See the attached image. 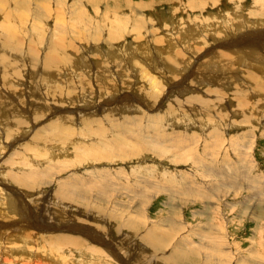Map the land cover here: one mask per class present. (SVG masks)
Segmentation results:
<instances>
[{
  "label": "rangeland",
  "instance_id": "374dc122",
  "mask_svg": "<svg viewBox=\"0 0 264 264\" xmlns=\"http://www.w3.org/2000/svg\"><path fill=\"white\" fill-rule=\"evenodd\" d=\"M46 6L50 16L35 23L31 3V19L23 24L26 30L45 27L48 37L26 33L22 38V48L31 53L20 51L26 61L19 67L18 84L0 74V108L15 115H7L10 127L24 120L22 131L9 141L0 134V264H176L168 259L176 252L191 264H264V118L256 120L247 99L241 105L248 117L234 109L242 96L237 91L251 89V73L259 77L252 86L263 85L258 93L264 89V74L253 67L264 68V0H46ZM81 8L85 16L79 15ZM19 19L15 22H23ZM111 22L121 26L120 38L109 40L113 43L108 41V32L115 31ZM63 28L65 41L77 43L72 71L78 70L73 74L69 65L68 77L61 80V72L52 84L64 94L55 93L52 110L58 112L34 121L32 111L44 106L40 95L47 87L39 84L31 54H38L35 63H40L43 44L57 40L53 33ZM72 31H83L84 40ZM191 42L195 48L188 47ZM222 54L227 56L222 61L241 56L242 64L234 59L235 65L224 67ZM172 55H179L184 66L192 57L184 84V67L173 66L181 74L167 81L162 75L168 70L165 58ZM152 62L156 69L149 68ZM143 69L165 82L159 83L160 100L142 98ZM208 73L216 84L199 85ZM77 77L88 88L74 90L70 100L64 82ZM219 87L224 92L216 102L208 91ZM252 92L249 96L258 98ZM194 95L220 110L226 124L214 119L225 127L218 130L205 113L194 112L204 106L193 103L188 111L180 104ZM260 106L264 113V103ZM85 109L89 123L79 125L75 113ZM64 116L72 118V143L49 144L48 124ZM190 120L196 124L187 125ZM88 129L95 139L87 138ZM88 143L95 149L85 155ZM33 226L40 229L36 238ZM150 238L162 249L153 247Z\"/></svg>",
  "mask_w": 264,
  "mask_h": 264
},
{
  "label": "bare ground",
  "instance_id": "6f19581e",
  "mask_svg": "<svg viewBox=\"0 0 264 264\" xmlns=\"http://www.w3.org/2000/svg\"><path fill=\"white\" fill-rule=\"evenodd\" d=\"M122 1V0H121ZM34 2V10H33V12H32V10H31V12H32V16H33V19H32V21L33 22H35V23H38V22H40V19H42L43 17L44 18H46V17H49L50 15H48V14H50V13H48V10L50 9H48L47 8V6H46V0H0V74H1V72H3L7 77H9V79L11 78V79H13V81L12 82H16L17 83V79H18V77H19V67L21 66V64L23 63V62H25L26 61V57L24 56V54H22V52H20V51H23L24 49L22 48V38H24V35L27 33H31L32 34V38H34V39H39L40 38V36L42 37V36H44V38H47V37H45V35H47L48 33H47V30H45L46 28L45 27H40L39 28V30H31V29H29V30H26L24 27H23V24L25 25V23H26V21H28V19L30 18L29 16H30V14H29V12H30V7H31V3H33ZM51 2V1H50ZM49 4V3H48ZM94 4H96L95 2H94ZM122 4V3H121ZM127 4H129V3H127ZM126 5V4H125ZM33 7V6H32ZM31 7V8H32ZM133 8V6H132V4H130V5H127V9L128 10H130V9H132ZM144 8V7H143ZM15 9V10H14ZM118 9H120V8H118V7H116V9L115 10H118ZM248 10V9H247ZM39 11H41V13H39ZM130 12H132V10L130 11ZM48 13V14H47ZM87 13L85 12V10H84V8L82 9L81 8V10H79V15L80 16H85ZM107 14H109V13H107ZM135 14H136V12H135ZM261 14H263L264 15V11H262V13ZM141 15V14H140ZM115 16V15H114ZM23 18V22H19V18ZM29 17V18H28ZM56 18V17H55ZM17 19H19L18 20V22L16 21L15 22V20H17ZM31 19V18H30ZM51 19V18H50ZM22 20V19H21ZM115 20V19H114ZM113 20V21H114ZM30 21V20H29ZM139 21L140 20H138L137 22L136 21H134V22H136L137 24L139 23ZM57 23H59L58 21H57ZM117 24H115L114 22H111V26L112 25H114L115 26V31H113V32H108V35L110 36V38L107 36L106 38L108 39V41L109 40H113L112 38L113 37H116L115 39L116 40H118L119 38H120V33L118 32V30H121V26H120V24H118L119 22H116ZM15 24H16V26H15ZM136 25V24H135ZM34 26V25H33ZM38 26V25H37ZM43 26V25H42ZM124 26V25H123ZM150 26H151V24H150ZM35 27V26H34ZM36 28V27H35ZM140 28H142L141 26H140ZM125 29V28H124ZM31 30V31H30ZM126 30V29H125ZM134 30V28H132L131 29V31H130V33L128 34V35H130L131 33H132V31ZM155 30V29H154ZM153 30V31H154ZM123 31V30H122ZM148 31V30H147ZM124 32H126V31H124ZM128 32H129V30H128ZM71 33H74V35L75 36H77V37H79L82 41L84 40V32L83 31H75V32H71ZM118 33V34H117ZM122 33V32H121ZM174 33V32H173ZM183 33V32H182ZM184 33H186V31H184ZM64 34H66V31L64 30V28L61 30V31H59V32H56V31H54V33H53V35H56L55 37H57L58 36V39L56 40V38L55 39H53V41L49 44V43H46V44H43V47H44V49L46 50V52H44L45 53V56H43V58H41V60H40V63H38V64H36L35 62H36V57H37V55L38 54H34V53H32L31 54V56H33L32 57V59H33V63H30V65H32V69L34 68V66L35 67H37V68H39L38 70H37V74L38 75H40L41 77L39 78V84H40V86H43V88L42 89H44L45 88V86L47 87V91L46 92H43L41 95H40V97H41V99H42V101H43V104H44V106L43 107H41V108H39V109H36V107L34 106V110L32 111V116H35V118L33 119L34 121H37L39 118H45V116L46 115H48V116H50L52 113H53V111L56 113V112H58L57 110H52V108H53V105H54V103H55V99L54 98H56L57 96H59V94H61L63 91L61 90V87H60V92H58L57 90H58V87H55V86H52V84H55L54 82L55 81H58L59 82V79H57V77L59 76V74L62 72V73H65V70L66 69H68L69 70V68H68V66L70 67V71L71 72H73V74H75L76 73V71L78 70V67H76V69H74L73 71H72V68H73V66L74 65H76V59H77V56L75 57V55H73L74 53V51L75 52H77L76 50L78 49V48H76V47H78V46H75V44H77L76 42H70V43H68V42H66L65 41V38H64ZM99 34V32L97 31L96 32V34H94V36H95V38L97 39V38H99L100 36L98 35ZM15 35L16 36H18L19 38L17 39V40H14V37H15ZM67 35V34H66ZM53 37V36H52ZM112 37V38H111ZM89 38H92L91 36L89 37ZM105 38V39H106ZM115 39H114V41H115ZM160 39V38H159ZM36 41V40H35ZM43 41V40H42ZM113 41V42H114ZM155 41H157L158 42V40L157 39H155ZM38 42V41H37ZM56 42H57V44H56ZM110 43H113L112 41H109ZM39 43H40V40H39ZM75 43V44H74ZM97 43V42H96ZM160 43V42H159ZM200 43V42H199ZM24 44V43H23ZM157 44V43H156ZM191 44L192 45H190V46H188V47H193V48H195L194 46L196 45V43H192L191 42ZM201 44V43H200ZM24 46V45H23ZM30 46V45H29ZM31 47V46H30ZM192 48V49H193ZM196 48H198V47H196ZM30 49V48H29ZM32 49V48H31ZM190 49V48H189ZM192 49H190V50H192ZM27 50V51H26ZM26 50H24V51H26V54H29V53H31V52H29L30 50H28V49H26ZM44 50V51H45ZM79 50V49H78ZM158 51H159V53H162L159 49H157ZM34 51V50H33ZM37 51V50H36ZM193 51V50H192ZM29 52V53H28ZM42 52V51H41ZM168 52V51H167ZM194 52H195V50H194ZM37 53V52H36ZM196 53V52H195ZM7 54H8V56H10V57H8L7 56ZM146 55L145 56H147L148 54L147 53H145ZM163 54V53H162ZM165 54V53H164ZM189 54V53H188ZM237 54V53H236ZM165 55H167V53L165 54ZM193 55V54H192ZM195 55V54H194ZM259 55V54H258ZM221 57H219L220 58V60H221V62L223 63V62H225L224 63V67H231V66H233V65H235L234 64V62L235 61H233L234 59H238V58H233L232 60H226V61H222V60H224V59H226V57L227 56H224V54H222V55H220ZM150 57V55H148V58ZM190 57V56H189ZM82 57H78V60L79 61H81V60H83V58L81 59ZM146 58V57H145ZM191 58L192 57H190V58H188L187 57V60H185L186 61V64H185V66L183 65L184 63H183V61L180 59V56L179 55H172L171 57H167V58H165V62H166V64L165 65H163L165 68H167L168 70L166 71V72H163V76H164V73H165V81H167L168 80V78H169V76H171V75H178V73L179 74H181L180 72H179V70H174V69H172V67L174 66V68L175 69H178V67H181V68H183V73L185 72H187L188 73V69H187V67H189V65H192L191 64ZM219 58H217V63L219 64ZM228 59H230V58H228ZM239 61H236L237 62V64H240L241 62H242V60H243V57L241 58V56L239 57V59H238ZM256 60H258V58H256L255 59V61ZM184 61V62H185ZM193 61H194V59H193ZM246 61V60H245ZM262 61V60H261ZM164 62V63H165ZM220 62V63H221ZM242 64V63H241ZM115 65V64H114ZM259 64H255L253 67H254V69H255V71H257L258 72V74H259V76H260V74L262 73V74H264V68L263 67H259L258 66ZM149 66V68H153V67H151V66H153V62L151 63V64H149L148 65ZM216 66V65H215ZM155 67V66H154ZM30 68V67H29ZM164 68V69H165ZM236 68V67H235ZM21 69V68H20ZM153 69H156V68H153ZM231 69V68H230ZM112 70V69H111ZM226 69L225 68H223V71H225ZM21 71V70H20ZM161 71V70H160ZM23 72V71H22ZM26 72V71H25ZM226 72V71H225ZM171 73H173V74H171ZM185 73L184 74H182L183 76V78H182V84H184L185 82H186V80H187V78L189 77V76H184L185 75ZM190 73H191V71H190ZM189 73V74H190ZM228 73H230V72H228ZM29 74V73H28ZM33 74V73H32ZM35 74V73H34ZM193 74H195L196 75V73L194 72ZM193 74H192V76H193ZM248 74V73H247ZM141 80H143V82H144V84H145V88H143L144 90H143V95H142V98H144V97H148L150 100H152V99H154V100H160L161 98V94H162V92H161V90L163 89L161 86H160V84L159 83H163L164 81H163V79H162V81L161 80H159L158 78H156V77H154V76H152V75H150L149 73L147 74L146 72H145V70L143 69V70H141ZM156 75V74H155ZM162 75H160L159 74V76L162 78ZM256 75V74H255ZM253 73H251L250 75H249V77H250V79L252 80L251 82H248L247 81V84L249 83L250 85H251V89H244V90H241V91H237V92H240L241 94H242V96L241 97H239V100H237L236 101V103H235V105H234V109L235 110H238V112H239V114H243V116H246V115H248V114H245L246 112H247V110H244V108H243V106L241 105V103H242V101H244V100H246L247 99V101L249 100V108L250 109H252V113L251 114H254V116L256 117V120L258 121V122H260L263 118H264V113L262 112V110L260 111H258V109H257V107L258 106H260L261 105V103H264V89H263V92L262 93H258L261 89H262V87H263V85H260V86H255L256 88H258V89H256V88H254L252 85H253V83L255 82L256 83V81H258V76L256 75L255 76ZM60 76H61V74H60ZM191 76V77H192ZM222 76V75H221ZM220 76V77H221ZM248 76V75H247ZM7 77H6V79H7ZM68 77V75H67V72L65 73V75H62L61 76V80H63V79H65V78H67ZM83 77V76H82ZM224 77V76H223ZM228 77H231L230 76V74H229V76ZM228 77H226V79L228 78ZM2 78V77H1ZM17 78V79H16ZM84 78V77H83ZM83 78H80V77H77V81L75 82V81H73V80H69V81H65L64 82V84H65V86H66V91L64 92L66 95L65 96H67V97H69L70 95H71V93L74 91V90H76V89H87L88 88V82L87 81H85ZM160 78V79H161ZM235 78V77H234ZM3 79V78H2ZM5 79V78H4ZM10 79V80H11ZM75 79V78H74ZM241 79H243V78H241ZM199 81H200V83H199V85H202V84H207V86L208 85H211V84H216V79L215 78H213L212 76H210L209 75V73L207 74V75H205V79H199ZM232 81H233V79H232ZM6 82V81H5ZM21 82V81H20ZM32 82V81H31ZM10 83V82H9ZM165 83V82H164ZM167 83V82H166ZM178 83H180V82H178ZM13 84V83H12ZM18 84V83H17ZM100 84V83H99ZM181 84V83H180ZM219 84V83H218ZM247 84L245 85V86H247ZM22 85V84H21ZM111 84H109V85H107L106 84V86H104L105 88H107V90H112V86H110ZM149 86V87H147V86ZM167 85V84H166ZM178 85V84H177ZM13 86H15V85H13ZM23 86V85H22ZM180 85H178V86H176L175 88H177L178 89V87H179ZM219 86H220V84H219ZM249 86V85H248ZM247 86V87H248ZM11 87V86H10ZM165 87V86H164ZM210 87V86H209ZM215 87V86H214ZM213 87V88H214ZM238 87V86H237ZM244 87V86H243ZM104 88V89H105ZM172 88V87H171ZM100 89H102V88H100ZM173 89V88H172ZM172 89H170L171 91H172ZM221 89V87H219V89L218 90H210V91H208V95H216V102L217 101H222V99H219V97H221V94H220V92L221 93H223L224 91H222V90H220ZM184 90H187V89H183L181 92H183ZM235 90H237V89H235ZM27 90H25L24 92H26ZM56 91L58 92L56 95L57 96H55V93H56ZM85 91H87V90H85ZM99 91V90H98ZM105 91V90H104ZM253 91V92H252ZM108 92V91H107ZM160 92V94H158ZM185 92V91H184ZM187 92H188V90H187ZM249 92H252V93H255L256 95H258V98H255V97H252V95H250L249 96ZM20 93V92H19ZM27 93H28V91H27ZM102 93H104V92H102ZM239 93V94H240ZM251 93V94H252ZM36 94H38V93H36ZM63 94V93H62ZM98 94L100 95V93L98 92ZM192 94V93H191ZM0 95H1V93H0ZM64 95V94H63ZM62 95V96H63ZM69 95V96H68ZM189 95V94H188ZM206 95H207V93H206ZM226 95V94H225ZM237 95V94H236ZM36 96V95H35ZM75 96V95H74ZM239 96V95H238ZM1 97V96H0ZM92 97V96H91ZM192 98H189V100H186V101H184V100H181L182 102L180 103V104H183V105H188V106H186V110H188V111H193L192 110V107H191V105L193 104V103H198L199 105H201L203 108H201L200 106L199 107H195L194 108V112L196 113V112H199L200 114L201 113H205L206 114V118H208L207 119V122H208V120L209 119H211V120H213V121H209V122H212V123H214L213 124V126L216 128V129H218V130H220V129H222V127L226 124V122H227V118H224V117H222L221 115H220V110H217V111H215V109H214V107L213 106H208V102L207 101H205V99H203L202 97H200V96H197L196 97V95H194V96H191ZM58 98V97H57ZM61 98V97H60ZM71 98H72V96H71ZM163 98V97H162ZM218 98V99H217ZM69 99H70V97H69ZM228 99V98H227ZM46 100H49L51 103H48ZM71 100V99H70ZM90 100V99H89ZM211 100V99H210ZM37 101V100H36ZM48 103V105L46 104V102ZM66 101V100H65ZM68 101V100H67ZM66 101V102H67ZM91 101V100H90ZM90 101L88 102V104L90 103ZM25 102V101H24ZM39 102H41V101H39ZM36 103V102H35ZM59 103V102H58ZM61 104H62V102H61ZM218 104V103H217ZM38 105V104H37ZM216 105V104H215ZM214 105V106H215ZM229 105V104H228ZM83 106H86V105H84L83 104ZM217 106V105H216ZM194 107V106H193ZM86 108V107H85ZM104 108V107H103ZM260 108H261V106H260ZM87 109V108H86ZM86 109L85 110H83L82 112H78V113H75V115H76V117H77V119L80 121L79 122V125H81L80 123H81V121L83 120H85V121H89L88 119H86V118H88V117H86L87 116V113H85V111H86ZM262 109V108H261ZM263 109H264V107H263ZM15 110V109H14ZM22 110V109H21ZM42 111L43 110V115L40 113V111ZM94 111H100V109H99V107H94V109H93ZM170 110V109H169ZM235 110H234V113H235ZM20 111V110H19ZM172 111V110H171ZM177 111V110H176ZM178 111H180L179 109H178ZM224 111H225V109H224ZM13 112V111H12ZM174 112V111H173ZM223 112V111H222ZM254 112V113H253ZM20 113H22V112H20ZM92 113V112H91ZM175 113H177V112H175ZM16 115H17V113H15ZM19 114V113H18ZM23 114V113H22ZM90 114V113H89ZM198 114V113H197ZM213 114V115H212ZM214 114H216V115H214ZM224 114V113H223ZM7 115H9L8 113H7V109L6 110H2L1 108H0V134L2 133L3 134V136H4V138H5V141H9V140H6L7 138H11L14 134H16V132L18 131H22V129H20L19 127L23 124V122L22 121H24V120H14V121H12V126L14 127V128H12V127H10V121L8 120V117L9 116H15V115H13V113H11L9 116H7ZM82 115H84L83 117H82ZM186 115V114H185ZM42 116H44V117H42ZM213 116V117H212ZM214 116H216V117H218V119L220 120V121H222V122H224L225 121V124L223 125V126H221L220 124L217 126V124L218 123H216V120L214 119ZM237 116V115H236ZM253 116V117H254ZM18 117V116H17ZM109 117V116H108ZM172 117V116H171ZM246 117H248V116H246ZM19 119L21 118V116H19L18 117ZM90 118V117H89ZM92 118V117H91ZM249 118H250V116H249ZM173 119V118H172ZM242 120H243V118H242ZM241 120V121H242ZM254 120V119H253ZM252 120V121H253ZM264 120V119H263ZM173 121V120H172ZM203 121V120H202ZM245 121V120H244ZM254 122V121H253ZM25 123V122H24ZM72 123V118H70V116H64L63 118H60L59 119V121H56V122H53V123H50V124H48V126H47V131L48 132H50L51 133V136H50V138L46 141V142H48L49 144H52V145H54V146H58V147H61V146H66V145H68V144H70V143H72L70 140H71V138H70V136H72L73 135V128H72V126L70 127V124ZM74 123V122H73ZM89 123V122H88ZM93 123V122H92ZM193 123V124H192ZM216 123V124H215ZM237 123V122H236ZM244 123V122H243ZM247 123V122H246ZM248 123H249V121H248ZM257 123V122H256ZM87 124V123H86ZM170 124H172L173 125V123H170ZM185 124V123H184ZM195 125L196 123H195V121L194 120H190L189 122H187V125ZM200 125H202V123L200 122L199 123ZM204 124V123H203ZM206 125V124H205ZM240 125V124H239ZM242 125H244V124H242ZM2 126V127H1ZM176 126V125H175ZM204 126V125H203ZM23 127V126H22ZM25 127V126H24ZM89 127H90V125H89ZM93 127V126H92ZM225 127V126H224ZM17 128H19V129H17ZM77 128V127H76ZM173 128V127H172ZM195 128V127H194ZM253 128V127H252ZM198 129V128H197ZM94 130H92V129H88V131H87V138H92V137H94V139L96 138V135H93L92 137H91V135H92V133H95V132H93ZM216 132V131H215ZM21 133V135H23V133L22 132H20ZM211 134H213L212 132H211ZM210 134V135H211ZM248 134V133H247ZM211 136H213V135H211ZM210 136V137H211ZM215 136V135H214ZM250 136V135H249ZM251 137V136H250ZM16 138V136L15 137H13L12 139H15ZM245 142H246V140H244ZM251 141V140H250ZM45 142V143H46ZM216 143L215 144H217V143H219V140L218 139H216V141H215ZM180 143V142H179ZM239 143V142H238ZM237 143V144H238ZM181 144V143H180ZM231 144H233V143H231ZM244 144V143H243ZM29 145V144H28ZM88 145H89V143L88 144H86L85 145V155L87 154H91L90 153V149H92V152H93V147H94V145H90L89 147H88ZM173 145V144H172ZM250 145V144H249ZM180 146V145H179ZM220 146H221V144H220ZM223 146H225V145H223ZM230 146V145H229ZM236 146V145H235ZM234 146V147H235ZM246 146V145H245ZM25 148H29L28 146H25ZM219 148V147H218ZM229 148V147H228ZM94 149H95V147H94ZM105 149V148H104ZM174 149H176L175 148V146H174ZM29 150H30V148H29ZM31 152H33L32 150H30ZM53 150H51V152H52ZM251 151V150H250ZM58 152V151H57ZM64 152V151H63ZM228 152V151H227ZM36 154H38V152H35ZM94 153L95 154H97V155H99L100 154V152L99 151H95L94 150ZM126 153V152H125ZM33 154V153H32ZM56 154V153H55ZM65 154V153H64ZM127 154V153H126ZM19 156H20V154H19ZM39 156H40V154H39ZM46 156V155H45ZM127 156V155H126ZM47 157V156H46ZM123 157V156H122ZM38 158V157H37ZM27 162V161H26ZM25 163V162H24ZM24 181H26V180H24ZM26 183H28V182H26ZM24 185V184H23ZM26 186H27V184H25ZM24 185V186H25ZM29 185V184H28ZM76 189H77V187H76ZM76 189H75V191L73 192V194L70 196V198L72 197V196H74L75 194H76ZM81 194V193H80ZM79 194V195H80ZM77 195H78V193H77ZM76 195V196H77ZM83 195V194H82ZM106 201V200H105ZM92 208V207H91ZM54 215V214H53ZM36 220H37V218H36ZM24 224V223H23ZM42 225V224H41ZM20 226H22V225H20ZM26 226V225H25ZM24 226V227H25ZM39 226V225H38ZM32 227V226H31ZM34 227V226H33ZM26 228V227H25ZM36 228H38V229H36ZM59 228V227H58ZM33 229V228H32ZM34 229H36L37 231H38V233H36V234H34L33 235V238H36L37 236H40V233H39V231H40V229H39V227H34ZM45 230V229H44ZM72 230V229H71ZM21 231V230H20ZM72 232V231H71ZM33 233V232H32ZM44 233V232H43ZM75 233V232H74ZM58 237V236H57ZM95 238H97V239H101L102 237L101 236H94ZM68 239V238H67ZM40 240V239H39ZM101 240H103V239H101ZM153 240V241H152ZM60 241H62V239H60ZM64 241H66V238H64ZM150 241L151 242H155L156 243V245L155 246H153V247H156V248H161L162 249V244H161V242L160 241H155V239H152V238H150ZM92 242V241H91ZM99 242V241H98ZM159 244H161V245H159ZM160 249V250H161ZM1 253V252H0ZM10 253V252H9ZM165 256V255H164ZM42 257V256H41ZM170 261H172L173 263H179V264H191V260L190 261H188L189 259H187V258H185V256L184 255H182V254H180V253H178V252H176L175 254H173V255H171V257L170 258H168ZM176 263V264H177Z\"/></svg>",
  "mask_w": 264,
  "mask_h": 264
}]
</instances>
